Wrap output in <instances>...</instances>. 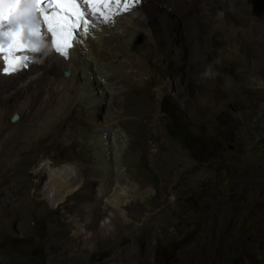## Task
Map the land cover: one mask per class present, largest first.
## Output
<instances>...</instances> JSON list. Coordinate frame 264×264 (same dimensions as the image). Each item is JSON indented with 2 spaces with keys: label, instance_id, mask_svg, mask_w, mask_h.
I'll return each instance as SVG.
<instances>
[{
  "label": "rangeland",
  "instance_id": "1",
  "mask_svg": "<svg viewBox=\"0 0 264 264\" xmlns=\"http://www.w3.org/2000/svg\"><path fill=\"white\" fill-rule=\"evenodd\" d=\"M140 1H152L153 12L132 8L135 21H120L129 34L120 59L125 68L132 60L145 64L142 78L156 84L142 79L117 88L122 100L127 91L126 127L93 119L86 75L106 90L107 69L81 37L77 105H66L47 132L29 134L15 149L27 104L10 97L11 116L0 111V264H264V33L252 27L264 23V0H203L198 15L171 0ZM87 18L89 26L107 28L98 11ZM115 29L97 37L108 39ZM140 34L150 43L134 50ZM209 65L214 77L203 75ZM102 131L113 136L108 149L122 156L132 180L154 193L138 199L127 224L106 241L93 239L97 248L72 257L84 243L74 230L87 223V192L106 175ZM69 163L81 171L80 189L53 209L46 171Z\"/></svg>",
  "mask_w": 264,
  "mask_h": 264
},
{
  "label": "bare ground",
  "instance_id": "2",
  "mask_svg": "<svg viewBox=\"0 0 264 264\" xmlns=\"http://www.w3.org/2000/svg\"><path fill=\"white\" fill-rule=\"evenodd\" d=\"M171 1H175L183 11L195 15H198V13L202 11L204 3L203 0H196V3L190 0ZM210 1L215 3L214 0ZM146 3L145 6L140 0H133V2L132 0H126L125 4V0H121L119 6L112 5L111 12L103 15L101 13L106 12V10L101 8L98 12L103 17V20H105L104 25H106L107 28L92 23L91 26H88V35L85 34L84 36H80L82 40L85 39L84 41L89 44L87 45L90 46L88 52L92 53L90 56L96 58L98 62H103V68L107 69L106 73L108 80H106L108 81L109 86L106 90L102 89V84L99 83L92 74L88 75V77L86 75V79L89 81L85 82L86 87L84 89L89 93L87 96L90 97V101L94 105L92 111L93 119L99 121L104 120L105 125L115 122L122 128L126 127L123 117L127 115V105L125 104L128 102L127 91L124 92L126 100H122L117 93V88L121 87L122 89H126L131 82L143 84L142 79L145 83H155V81L152 80V77H149L147 80L142 78L143 76H141L142 74L140 73L144 70L143 68L145 67V64L143 65L141 62L138 63L137 60H132V66L130 65L131 67L128 66L125 68L123 60L120 59L121 54L124 53L125 50L127 51L126 47L123 46L124 44L122 45V42H125L124 40H126L129 35L127 31L128 28L126 27L127 25L120 21L127 18H130L131 20H127L126 22L130 23L131 21H135L131 10L132 8L135 10H141L144 15L153 12L154 8L152 6V1H147ZM13 8H16V12L13 15V21L29 15H38L37 7H31L24 4L17 5V3L8 0H0V22H3L4 16L8 15ZM82 11H84L83 8ZM113 19H116L117 21L114 23L112 21ZM192 21L193 26L195 27L198 22L196 19ZM106 23H109L110 25L115 24L116 28L120 27V29H115V34L113 33L114 35L108 39L100 40L97 36H101V32L104 33L106 32V29L108 30V28H110V25L108 24V27ZM170 23L169 20L165 19V24L169 26L168 28L170 30V33L168 34H171L174 29ZM256 23L258 22L252 21V27H255L259 32L264 33L262 30L264 29V23ZM98 24H100V22ZM223 24L234 31L230 23L224 22ZM141 34L139 38H137L138 41L134 42V40H131L132 42L130 46H132L134 50L138 44L150 43V40L148 41L146 36ZM80 37L76 40H79ZM75 41L73 42V49L69 52L67 58L60 57L52 47H49L46 42H43L41 51L33 57L34 59L31 61L30 69L28 71L12 75H0V95H2L0 111L5 114V118L6 115L11 116L9 114L15 109V106H13L12 103L11 105L7 104L9 100L8 98L15 96V99H20L19 101L23 100L27 104V107L22 113V123H24L25 120L27 121L25 122V128H23L20 134L18 133L12 137V148L15 149L17 144L22 142V139L31 133L36 136L47 132L52 124L56 122L57 118L59 119L61 115L60 112L66 105L68 106V104L71 103L72 107L78 104V99L81 98V88H79L78 83L80 69H78V66L80 67L82 61L85 59L81 56H77V54L81 53L80 46L82 44H76ZM103 47H106L112 51V53L102 50ZM44 53H47V55ZM182 56V53L179 52L177 59H180ZM114 63H117L118 66L114 65ZM133 71H137L136 74L133 75ZM66 72L68 73V76L64 75ZM34 105L36 107L35 110L33 109ZM105 109L106 114L102 113ZM0 119H2L1 115ZM94 123H96V121H94ZM105 125L100 126V124H97L96 128L104 127ZM39 131L40 133H38ZM101 135L102 136L97 139L98 155L102 160L101 164L107 166L106 175L102 180H98L99 183H96V188L90 187L87 192V199L84 206L87 214V223L86 225L77 223L74 230V235L77 236V238L82 237L84 243L82 247H76V249L73 250V254L71 253L72 257L79 255L80 252L85 251V249L92 250L91 247H93V245L97 248V245L93 243V239L98 241L101 240V243L104 240L106 241L111 235H113V232L116 231L115 228L117 225L125 226L127 224L129 220L127 219V213L133 209L137 200L144 197L146 198L154 193L152 187H149L146 191H142L140 184L132 180L124 163L120 161L122 156L112 155V151L110 148L108 149L107 145L112 144L113 136L106 134L103 131ZM34 140L35 139H31V141ZM12 153V158L16 160L17 155L14 153L13 149ZM46 173L47 185L45 186V197L53 209H58L66 202L68 197L74 195L80 189L82 179L80 180L79 176L81 175V171L78 169L77 164L69 163L54 168L51 164ZM87 225L92 227L91 230L88 231L86 229ZM75 261L77 263L78 259Z\"/></svg>",
  "mask_w": 264,
  "mask_h": 264
},
{
  "label": "snow or ice",
  "instance_id": "3",
  "mask_svg": "<svg viewBox=\"0 0 264 264\" xmlns=\"http://www.w3.org/2000/svg\"><path fill=\"white\" fill-rule=\"evenodd\" d=\"M34 2L38 15L27 25V31L43 41L40 31L42 23L52 36L49 46L65 58L69 56L68 48L71 47L69 41L73 39V32L81 25L87 30L89 20L85 18L86 16H94L101 8L106 10L101 13L102 15L110 13L112 5L121 4V0H34ZM16 3L19 5L20 0H16ZM82 8L84 11H81ZM15 12L16 8H13L8 15L4 16L3 22H0V37L3 38L0 40V59L4 62L3 67H0V73L3 74H11L28 66V62L33 58L24 55V52L41 51L40 45H25L23 34L26 27L23 24L13 25ZM75 43L79 44L80 41L76 40ZM44 54L47 55V53Z\"/></svg>",
  "mask_w": 264,
  "mask_h": 264
},
{
  "label": "clouds",
  "instance_id": "4",
  "mask_svg": "<svg viewBox=\"0 0 264 264\" xmlns=\"http://www.w3.org/2000/svg\"><path fill=\"white\" fill-rule=\"evenodd\" d=\"M205 77H214L216 75L215 72L212 71L211 65L208 66V68L203 73Z\"/></svg>",
  "mask_w": 264,
  "mask_h": 264
},
{
  "label": "water",
  "instance_id": "5",
  "mask_svg": "<svg viewBox=\"0 0 264 264\" xmlns=\"http://www.w3.org/2000/svg\"><path fill=\"white\" fill-rule=\"evenodd\" d=\"M29 56L32 57V58L34 57L33 55H29ZM65 75H66V74H65ZM16 236H17V235H16Z\"/></svg>",
  "mask_w": 264,
  "mask_h": 264
}]
</instances>
